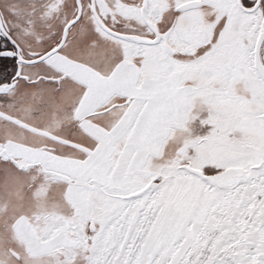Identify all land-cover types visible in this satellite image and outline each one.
<instances>
[{
  "label": "snow or ice",
  "instance_id": "6c2138e0",
  "mask_svg": "<svg viewBox=\"0 0 264 264\" xmlns=\"http://www.w3.org/2000/svg\"><path fill=\"white\" fill-rule=\"evenodd\" d=\"M0 264H264V0H0Z\"/></svg>",
  "mask_w": 264,
  "mask_h": 264
},
{
  "label": "rangeland",
  "instance_id": "374dc122",
  "mask_svg": "<svg viewBox=\"0 0 264 264\" xmlns=\"http://www.w3.org/2000/svg\"><path fill=\"white\" fill-rule=\"evenodd\" d=\"M33 231L38 234L39 233V228L38 227H34ZM58 254H62V250L57 249L53 253H51L50 255L52 256L53 260H55V258H56V256Z\"/></svg>",
  "mask_w": 264,
  "mask_h": 264
}]
</instances>
